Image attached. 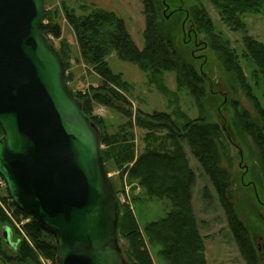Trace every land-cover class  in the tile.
Instances as JSON below:
<instances>
[{
  "label": "trees",
  "instance_id": "16d2710c",
  "mask_svg": "<svg viewBox=\"0 0 264 264\" xmlns=\"http://www.w3.org/2000/svg\"><path fill=\"white\" fill-rule=\"evenodd\" d=\"M208 1L221 22L233 31L243 27V15L256 14L264 8V0ZM164 4H167V0H142V48L136 46L124 19L114 12L93 8L87 15L77 16L73 10L61 5L77 36L81 58L103 79L101 85L90 95L73 93L83 103L85 115L100 129V145L103 146L101 154L106 172L110 168H119L124 172V166L133 161L127 174L128 182L137 185L142 196L148 199H164L168 203L165 216L145 223L142 229L128 206L118 203L117 236L119 240L127 243L123 256L129 264H152L145 246L146 238L149 242L160 245V254L166 264H205L203 241L191 206V193L196 176L183 149L185 142L218 194L227 216L228 227L242 255L248 264H259L251 235L238 219L227 198L230 175L221 163L222 155L229 158L227 146L233 143V137L223 124L206 122L201 115L179 124L170 113H144L138 110L135 112L134 122L138 127L148 129L149 133L143 138V151L135 157L132 133L126 130L130 127L129 122L109 133L103 119L92 115V101H95L103 106L119 109V112L131 118V112L119 106L120 102L128 107L130 104L119 92L126 85L121 80V74L114 73L106 60L110 54H115L123 62L136 65L145 73L150 84L156 83L162 73H176L178 84L189 90L198 106L202 104L206 91L204 75L195 69L191 56L187 59V50H181L177 45L176 31L181 27L179 22L183 10L167 9L164 13ZM188 13L184 18L185 25L203 35L206 44L204 48L208 47L213 51L224 71L234 76L257 113L256 123L247 112L234 105L233 124L239 134L247 135L254 144L264 181V107L253 91L254 86H264V44L246 35L242 37V55L252 67L249 81L240 66L239 55L228 48V41L221 32L215 31L212 18L205 8L202 5H193ZM57 15L58 10H45L43 22L46 23L41 24V31L45 36L50 34L54 38L60 37V25L55 22ZM56 50L67 71L72 51L70 46L63 40ZM71 78V75H65L66 83ZM224 104L225 101L222 102ZM177 115L184 119L181 114ZM156 131H164V137L154 135ZM251 184L249 182L242 186ZM112 185L117 194L113 182ZM6 197L9 199L8 194ZM140 197L132 199L138 202ZM254 198L257 199L255 194ZM11 206L15 216L22 215L29 219L22 226L26 239L15 232L16 240L5 247L4 237L0 232V264H39L36 251L55 264L52 236L12 203ZM3 225H9V220L0 207V226ZM9 248L12 254L8 252Z\"/></svg>",
  "mask_w": 264,
  "mask_h": 264
},
{
  "label": "rangeland",
  "instance_id": "374dc122",
  "mask_svg": "<svg viewBox=\"0 0 264 264\" xmlns=\"http://www.w3.org/2000/svg\"><path fill=\"white\" fill-rule=\"evenodd\" d=\"M44 4L45 10H58L55 22L61 28L59 38H54L48 34L47 37L50 42L55 48H58L60 42L64 40L72 50L66 75H71L72 77L67 84L73 92L86 96L87 94L90 95L93 90H96L101 85L103 79L92 68L88 67L81 58L77 36L61 9L62 4L73 10L77 16H85L93 8H102L114 12L124 19L128 32L131 34L136 46L138 48L143 46L144 16L142 14V0H44ZM167 4L169 5V10L184 9L183 13L180 14L181 21L179 22L182 32H180L179 28L177 29L176 40H178L179 49L187 50V59L189 60L191 56L193 59H191V62L195 69L197 71L200 70L204 75L206 91L202 104L198 106L190 95L189 90L178 84L176 73H162L157 78L156 83L150 84L145 73L136 65L123 62L115 54H110L106 60L114 73L121 74V80L126 85L119 92L130 104L128 107L120 102L119 106L130 111L131 118L119 112V109L109 108L95 101H92V115L103 119L106 130L109 133L115 132L120 125L129 122L130 127L126 130L132 133L135 157L143 151V138L149 133L148 129L138 127L134 122L135 112L138 110L144 113H152L154 111L170 113L179 124L186 120L195 119L200 115L204 117L206 122L223 124L225 130H228L233 137V143L231 145L227 143L229 158L222 155L221 163V166L230 175V187L226 190L227 198L232 203L238 219L251 235L259 264H264V208L254 198L256 191L259 200L264 202V181L261 177L260 165L256 155L257 150L254 144L247 135L239 134L233 124L235 106L239 110L247 112L256 123L258 122L257 113L241 91L234 76L224 71L221 67L214 52L208 47H201L199 53L193 54V42L188 41L187 37L183 35L188 30V25H185L184 18L186 15L188 16L189 8L193 5H202L212 18L215 31H220L228 41V48L233 49L239 55V63L245 77L251 81L250 70L252 67L242 55L244 50L242 37L246 35L264 44V8L259 13L243 15V27L233 31L221 22L216 10L208 0H167ZM43 23L46 22L44 21ZM197 38L205 42L203 35L197 34ZM197 54L202 56L201 59L196 58ZM109 86L114 87L112 85ZM253 91L264 107V86H254ZM224 98L225 104L222 105ZM177 114L184 116V119L179 118ZM157 134L164 137L165 132L156 131L154 135ZM224 142H226L225 137ZM183 149L196 176L192 187L191 206L198 226V232L203 241L205 264H248L228 227L227 216L211 181L205 175L185 142H183ZM240 153L241 156L239 157ZM132 164L133 161L125 165L124 172L119 168H110L108 174L115 190L118 191L115 194L117 202L128 206L139 228L142 229L145 223L163 218L168 210V203L164 199H148L142 196L140 188L133 182H128L127 174ZM244 165L247 166V169L242 179V174L245 170ZM249 182L252 183L253 187L250 185L242 186ZM6 196L5 186L0 179V198L4 199L3 201L0 199V207L9 220V225L0 226V232L3 236L4 233H9L12 241L17 238L15 232L26 239L22 226L29 219L24 218L22 215L15 216L11 201ZM138 196H141L139 201H133L132 198ZM10 240H8L9 242L5 239L3 240L5 247L10 244ZM119 243L124 253L127 243L123 240H119ZM145 246L152 264H166L160 254L159 244L149 242L145 238ZM11 251L9 248L8 252L10 254H12ZM35 253L39 264H53L51 259L37 251Z\"/></svg>",
  "mask_w": 264,
  "mask_h": 264
},
{
  "label": "water",
  "instance_id": "95a60500",
  "mask_svg": "<svg viewBox=\"0 0 264 264\" xmlns=\"http://www.w3.org/2000/svg\"><path fill=\"white\" fill-rule=\"evenodd\" d=\"M44 11V0H0V178L12 204L52 236L55 264H129L100 129L41 31Z\"/></svg>",
  "mask_w": 264,
  "mask_h": 264
},
{
  "label": "flooded vegetation",
  "instance_id": "af4514ba",
  "mask_svg": "<svg viewBox=\"0 0 264 264\" xmlns=\"http://www.w3.org/2000/svg\"><path fill=\"white\" fill-rule=\"evenodd\" d=\"M167 9H169V5L168 4H164V13H165V10H167ZM181 10H184V9L181 8ZM183 35H185L187 37V40L188 41H192L193 42V50H192L193 54L199 53L200 50H201V47L202 48L205 47L204 42L202 40H200L199 38H197V33L193 29H189V27H188V30ZM201 45H203V46H201ZM201 57L202 56L200 54H197L196 55V58L197 59H201ZM244 169L245 170H244V172L242 174V179H243V175L246 173V169H247V166L246 165H244ZM250 186L253 187L252 184ZM254 191H255V188H254ZM257 201L264 208V202H262V201L259 200L258 194H257Z\"/></svg>",
  "mask_w": 264,
  "mask_h": 264
}]
</instances>
